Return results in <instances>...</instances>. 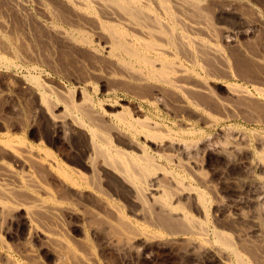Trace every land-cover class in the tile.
<instances>
[{"label":"bare ground","instance_id":"1","mask_svg":"<svg viewBox=\"0 0 264 264\" xmlns=\"http://www.w3.org/2000/svg\"><path fill=\"white\" fill-rule=\"evenodd\" d=\"M215 4L220 21L228 22L231 16L226 12L233 13L239 26L216 28ZM260 17L244 0H0V65L25 71L22 80L15 79L16 75L13 79L31 101V123L37 124L40 135L35 142L12 139L8 133L0 137V229L5 222L18 221L17 238L21 244L26 242L16 254L10 242L0 237V264H41L27 245L34 238L52 250L54 264H99L89 233L100 235V247L122 256L139 247V255L149 258L150 246L180 245V257H189L192 264L204 260L250 264L252 255L245 259L232 233L210 227L209 213L218 205L195 186L203 179L189 168L200 167L208 151L226 155L247 152L251 156L246 158L248 166L258 168L263 177L251 170L246 174V204L259 207L264 205V139L257 138L262 151L257 155L248 148L247 137L231 129L223 133L228 136L223 140L226 143L204 139L196 142L203 145L198 147L196 140L194 144L185 140L194 130L183 121L178 126L185 128L166 127L165 131L162 128L167 122L152 118L149 111L156 105L173 106L210 122L208 118L213 116L207 110L213 111L211 107L228 114L244 109L253 111V122L264 124V90L255 85L257 80L264 82V57L242 43V37L249 42V35L262 28ZM6 32L9 41L2 36ZM35 44L39 47L32 51ZM67 59L73 70L70 80L80 86L79 103L73 102L68 90L56 89L41 79L46 70L68 78L71 71L61 72L58 66ZM101 78L111 83L110 91H124L137 100L138 111L145 113L137 117L124 109L111 114L114 124L105 111H94L83 87ZM222 78L230 83L225 87L227 100L220 102L212 95L209 83ZM57 134L63 137L68 157L58 158L49 149ZM137 137L155 148L154 155ZM188 169L192 173L187 177L183 173L189 174ZM112 197L125 202L134 221ZM244 210L234 212L235 217L227 211L223 214L226 223L255 227L257 217L245 215ZM62 213L80 217L84 240L72 243L51 226L46 227ZM237 234L241 238V231Z\"/></svg>","mask_w":264,"mask_h":264},{"label":"rangeland","instance_id":"2","mask_svg":"<svg viewBox=\"0 0 264 264\" xmlns=\"http://www.w3.org/2000/svg\"><path fill=\"white\" fill-rule=\"evenodd\" d=\"M244 1L246 3L247 2L250 3L252 7L256 8L259 11V15H261L260 20L263 24L261 23L259 25V27L262 26V28L261 27L259 29L257 28V30L255 31L256 33L253 32L249 35V38H248L249 42H247L245 40L246 39L245 37H242L243 38V39L241 38L243 41L242 43L244 45L246 44V45L250 46L254 50L257 49V51L260 54L258 52L257 53L259 55H261V57L263 58L264 52L262 53V51H264V5H262V4H264V0H258V1L257 0H244ZM215 6H214L215 8L213 11L214 12L213 15L215 14V16H213V25L215 22V25H214L215 27L217 25L218 29H219L220 26L223 28H225V27L230 28L231 26H239V22L236 20L235 15L233 13L230 14L229 12L228 13L226 12L227 15L231 16L230 20L233 19L232 22L230 20L228 22H224L223 20L220 21L219 20L220 9L218 8L217 4H215ZM238 9L237 10L240 13L241 12L246 13V11H244L246 8L243 7L244 10L242 8H238ZM231 12H232V10H231ZM218 22H220V23H218ZM259 31H261V32H259ZM7 32L4 33V35L2 34V36L7 41H9V39L11 37H10V34H8ZM5 34H7V36H5ZM253 36H254V38H253ZM260 38H262V39H260ZM241 39H240V41H241ZM37 47H39V45H37V44H35V47L34 46L31 47V48H33L32 51H34V49ZM261 48H262V50H261ZM38 49H40V48H38ZM60 62H63V60H60ZM69 64L71 65V62L67 59L66 61H64V65H63V63L58 65L59 68L62 70L61 72L65 71V70L71 71L70 70L71 66H69ZM72 71L69 72L70 74L67 72L68 78L70 77L68 79L65 77H59L58 75L54 74L53 72H49L46 70L44 73L41 74V79L44 82H46L48 80L46 83L48 85L52 84V86H54V88H56V89H60V90L66 89V91L68 90V92H70V94H71L73 102L75 101V103H79L80 99H79V96L77 95V93H78L77 91L78 90L80 91V86L75 81L70 80L72 73H73ZM25 74L26 73L23 70H18L17 68H14V67H7L6 68L3 65H0V137H4L5 134L8 133L9 137L11 136L12 139L13 138L14 139H16V138L20 139L21 138V139H25L28 142H35V141H37L35 139H40V135H39V129H38L37 124L33 125L31 123V121L33 119L31 106L29 105L31 101L25 94H23L24 93L23 90L21 88H19V86L15 82V79L22 80L23 79L22 77ZM13 77L15 79H13ZM95 80H97V81H95ZM95 80H91L89 82L90 83L89 86L83 87V88H85L84 92H86V94L90 98V101L94 105V111L99 112V113H103L105 111L104 114H106L110 119H112L114 124H115V120L113 119L112 116L114 115V113L118 114V113H120V111L122 112L124 109H125L124 111H128V110L131 111V114L134 116H137V117L138 116L141 117L140 114L145 113V111H141V112L138 111L137 106H139L140 103L137 100L135 101V99L133 100V98H131L130 95H126L124 93V91H117L114 88H112V91H110L111 88H109V86L111 87V83L109 84L104 79L102 80V78H101L102 81L100 79H95ZM260 80L255 81V85L256 86L258 85V87H261L264 90V87H263L264 84H261V82L262 83H264V82H263V80L262 81H260ZM256 82H258V84H256ZM228 83H230V81L228 79H224V78L219 79L216 82H210L209 83V88H210L212 95L214 97H216V99L219 100L220 102L223 100H227L226 99L227 96L225 94L226 93L225 87ZM240 84L246 86L244 84V82H240ZM69 90H73V92H71ZM99 102H100V104H99ZM99 107H101V108H99ZM25 108H26V110H25ZM175 108L178 109L177 107H173V106L168 107L167 105L166 106L156 105V107L154 108L156 111L154 109H151V111H149V113H150V116L152 118H155V119L157 118L160 121L162 120L163 123H165V121L167 122L166 125H168V126L165 125L162 128V129H165V131H167L166 127L171 128V129H178L179 127L185 128L186 126H187V128H192L194 130L192 135H189L187 137V139H185V140H187V141L191 140L190 142H192V143L196 140L194 143L198 147H203V145L201 143H203V141L208 140V139L215 141V142H218V143L219 142L224 143L227 140L228 136H226L223 133L226 132L225 131L226 129L229 131L231 129L234 132H239V133L242 132L244 134L245 138L247 137L246 140H247L248 148L250 149V151L252 153L253 152H254V154L256 153L255 155H257V153H259V152L261 153L262 152L261 150L264 149V147L263 148L261 147V150L260 149L258 150V148H260V144H259V142H256V141H259L258 140L259 138L264 139V124L262 122H260V124L259 123L257 124L255 122H253L254 119L251 120V118H254V116H253L254 113H252L253 112L252 110H251V112H248L250 110L245 111L244 109H242V112H241V110L239 111L240 114L237 110L235 112H232L233 114L232 113L228 114V113H220V111L215 110V108L211 107V109H213L214 112L212 110H210V111L207 110V111L209 112V114L211 116H213L215 118H213V117L208 118V119L212 120V121H210L211 122L210 123V122H205L204 120L203 121L199 120L198 114L197 113L194 114L195 112L194 113H188L187 111L184 112L181 109H178L176 111ZM102 109H103V111H102ZM129 111H128V113H130ZM180 111H181V113H180ZM245 113H247V115ZM111 114H113V115H111ZM216 115H218V116H216ZM249 117H250V119H249ZM219 118H221V119H219ZM244 119H245V121H244ZM182 121H183V125L185 124L186 126H178V125L182 124ZM175 122L177 123L178 127H176ZM5 130H7V131H5ZM121 130L124 133H126L125 129L122 128ZM195 130L196 131L201 130L202 132L201 131L195 132ZM251 132H254V133L252 134ZM259 136H261V137H259ZM41 139H44V138H41ZM52 139H53L52 146L49 147V149H51L54 156H56L58 158L68 157V150L65 148V146L61 142L62 141L61 139H63L62 135L57 134ZM111 140H112V143H115L114 138L112 136H111ZM136 140L141 144L144 143L143 142L144 140L140 137H137ZM223 140H225V141H223ZM198 141H200V142L202 141V142L198 144V143H196ZM146 144L147 143H144L145 146H146ZM257 145H259V146L257 147ZM117 146L120 148H124L122 145H117ZM146 148H147L149 154L154 155V153H155L154 149L155 148H153V146L151 144H147ZM149 150H151V151H149ZM247 157H251V156H249L248 153L243 151V150H241L240 154L239 153H237V154L233 153L230 155L221 154V153L216 154V152L214 153L212 151H208V153L205 155V157L203 159L204 163L201 162L200 167L195 166V168H192L193 166H190L189 169L192 172L193 171L194 172L192 173L189 169H188L189 171L187 170L188 172L187 171L186 172L187 173L190 172L192 174H194L196 172L197 174L201 175L200 177L203 179V183H200V185H198V184L195 185V183L193 181V182H191L192 185H195L198 188L203 189L202 191L203 192L205 191L204 193L206 194L207 198L210 199L212 202H214V204L216 203L218 205V207L215 208V210L212 209L209 213V219L211 221L210 220H208V221H210L209 222V225H211L210 227L217 226L216 228L220 231L225 232L227 230L228 233L227 232H225V233H227V234H229V232H230V234L232 233L231 237L233 239V242H234V244L236 243L235 246H237V249H239V251H242L245 259L247 260V258H249L248 256L252 255L250 257V259H248L249 260L248 262L250 264H255L256 262H257V264H259V262L261 260L262 261L260 262V264H263L264 263V261H263L264 260V256H263L264 255V235H263L264 234V205L262 204L263 207H262V205H260L259 207L258 206L255 207V205L253 206V205L246 204L247 194H245V193H247L245 186H246V184H249V181H247L248 175H246L249 173L248 171L251 170L255 175L257 174L256 176H258V177H263V175L261 174V172L259 171L258 168H250L248 166V159H246ZM249 161H250V159H249ZM245 167H247V169ZM190 173L189 174L183 173V174L185 176L187 175V177H188L189 175H191ZM238 179H239L240 183L238 182ZM201 182H202V180H201ZM242 182H244V183H242ZM201 184L203 187H204V185L206 187L203 188L201 186ZM240 188H242V189H240ZM238 189H239V191H238ZM206 190H208V191H206ZM212 192H213V194H212ZM238 193H239V195H238ZM238 196H239V198H238ZM236 197L239 200H237ZM112 198L116 199L115 197H112ZM113 202L115 205H117L118 208H120L121 210H123L125 212L126 216L130 217V219L134 221L135 217L132 215L131 209L127 205H125V202L123 200L116 199V201L114 200ZM120 202L122 203V205H120L121 204ZM242 203H244V204H242ZM237 205H239L238 208H237ZM247 205H248V207H247ZM233 206H235V207L233 208ZM242 206H244V207H242ZM125 208H126V210H125ZM246 208H248V209H246ZM250 208H252V209H250ZM239 210H240V212H241V210H244L242 212L243 213L245 212V215L247 213L248 214L247 216L251 215V216L257 217L255 220L256 221L255 227L253 224H250V223L241 224V222L240 223L234 222L233 225L230 223L227 224L228 222L225 221L226 219H225L223 214H228V212H229L228 215L235 217V214H238ZM251 210H253V211H251ZM212 211H214V212H212ZM234 212H235V214H234ZM130 214H131V216H130ZM256 214H257V216H256ZM132 217H134V218H132ZM223 218H224V220H222ZM79 219H80L79 216H69L68 214L65 215L64 213H62L59 216V218L57 219L58 221H56L54 223L55 225L50 223V225H48L46 227L47 228L49 227V229H51V227H52L51 230L55 229L56 231L60 232L61 235H63L66 239L70 240L72 243H74V242L78 243L79 240H81L85 237V232L80 225L81 220H79ZM224 223H226L227 226ZM249 224H250L251 228L249 227ZM239 225H241V226H239ZM20 227H21V225H18V221L14 222L13 224H10L9 222H5L0 229V237L3 239V242H5V243L10 242L9 245H10V247L13 248V250L14 249L16 250V254H18L17 252H21L23 249L22 247H24L23 244L24 243L26 244V242H22V244H21V241H19L17 238L18 234H20ZM227 227L230 229H227ZM238 227L239 228L241 227V228L239 229ZM238 231H241V233H242V235L240 236L241 238H239V236H238L239 234H237ZM243 233L246 236H244ZM86 234H88V231H86ZM235 235H237V236H235ZM251 235L253 237H255V239L252 240ZM87 236H88L90 244L93 246V251H94V254H95L99 264H192V263H189L190 262L189 257H180L181 256L180 250L183 248L180 245H170V246H167L166 248L160 247V246H155V245L150 246V247H148V253H149L148 257L149 258H145V257L139 255V252H137L140 249L139 247H138V249H136V251H129V254L131 256L128 254V252L122 256L119 253L116 254L117 252L110 251V250H107V249L100 247L101 245H100V242L98 240L101 239V237H99L100 236L99 234H97V236L95 235V237H93V235H91V233H89ZM237 237L239 238V241H238ZM244 237H247V238L249 237L250 239L249 238L247 239ZM258 237H259V239H258ZM260 237H261V240H260ZM38 239L39 238H34V239L29 240L31 242L28 241L27 245L33 251H35L34 253L36 254V257L38 256L37 260H38V262L40 261L39 263H41V264H54L53 260H55V258H54L55 256L51 252L52 250L46 244H44L42 241H40V239L39 240ZM77 239H78V241H77ZM92 241H95V242L92 243ZM242 241L244 244H241ZM251 241H254L255 245H254V242H251ZM239 242H241V243H239ZM13 243H14V246H11V245H13ZM260 243L262 245H260ZM248 244H249V247H251V248L248 247ZM240 246H241V248H240ZM243 246H245V248L242 249ZM257 247L259 249H257ZM251 249H253V250H251ZM254 250L256 252L260 251V252H257L259 255ZM246 251H247V253H246ZM252 252L255 255H253ZM246 256H247V258H246ZM261 256L263 257V259H261L262 258ZM253 258H255V260ZM256 258H258V260ZM149 259H150V261H149ZM99 260L102 262H100ZM251 260H254V261H251ZM213 262H210L208 260H204L200 264H215V262L214 263ZM230 263L235 264L233 260L228 262V264H230Z\"/></svg>","mask_w":264,"mask_h":264}]
</instances>
